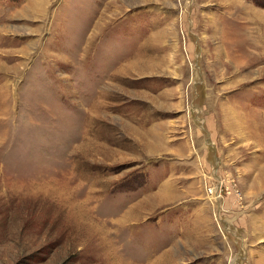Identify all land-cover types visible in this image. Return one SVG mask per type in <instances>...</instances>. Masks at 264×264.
Listing matches in <instances>:
<instances>
[{"label":"rangeland","instance_id":"rangeland-1","mask_svg":"<svg viewBox=\"0 0 264 264\" xmlns=\"http://www.w3.org/2000/svg\"><path fill=\"white\" fill-rule=\"evenodd\" d=\"M0 264H264V0H0Z\"/></svg>","mask_w":264,"mask_h":264}]
</instances>
